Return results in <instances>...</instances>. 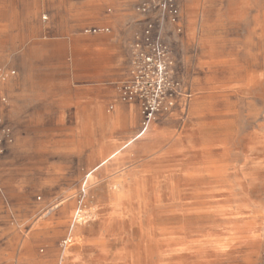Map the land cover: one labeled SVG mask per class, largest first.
<instances>
[{"label":"rangeland","instance_id":"374dc122","mask_svg":"<svg viewBox=\"0 0 264 264\" xmlns=\"http://www.w3.org/2000/svg\"><path fill=\"white\" fill-rule=\"evenodd\" d=\"M108 5L0 0V68L30 79L18 69L20 35L27 48L54 15L76 29ZM178 7L180 34L168 26L166 41L192 84L187 113L159 122V150L118 178L57 151L50 113L14 106L16 144L0 157V264H264V0Z\"/></svg>","mask_w":264,"mask_h":264},{"label":"crops","instance_id":"0c3cea01","mask_svg":"<svg viewBox=\"0 0 264 264\" xmlns=\"http://www.w3.org/2000/svg\"><path fill=\"white\" fill-rule=\"evenodd\" d=\"M106 1L111 5L104 8L101 19H83L76 29H71L74 20L67 15L66 27L61 29L57 28V22L64 15H54L49 23L51 29L42 32L39 40L24 49L21 45L27 41L23 35L19 36L18 69L33 73L30 79L23 73L16 82L15 70L0 68L15 73L0 85L6 99L5 103L0 102V120L10 127L14 139L0 157L7 156L16 144L12 121L15 105L22 117L50 113L57 119L52 130L58 135L55 139L57 151L62 150L64 144L67 155L81 157V164L87 172L94 170L93 175L109 174L117 175V178L121 171L159 150V140L166 130L159 122L185 116L186 102L193 88L175 65V74L182 81L187 95L179 97L169 113L158 116L140 135L139 105L122 103L117 89L120 83L130 78V45L134 34L142 28V17L135 11L137 0ZM186 1L189 5L196 4V0ZM47 15L42 20L47 21ZM101 29L108 31L90 32ZM173 56L175 64H183L174 52ZM42 71H50L45 73L51 80L42 78ZM145 134L147 139L144 142H136ZM129 140L133 142L127 145Z\"/></svg>","mask_w":264,"mask_h":264},{"label":"built area","instance_id":"2783aa9c","mask_svg":"<svg viewBox=\"0 0 264 264\" xmlns=\"http://www.w3.org/2000/svg\"><path fill=\"white\" fill-rule=\"evenodd\" d=\"M135 11L142 17V28L130 45V78L118 85L122 103H138L141 131L144 134L158 116L169 113L176 100L186 96L182 81L175 74L173 51L166 41L168 26L180 34L178 0H137ZM106 29L91 33L107 32ZM13 71L0 70V85ZM0 102L6 99L0 90ZM9 126L0 120V156L13 144Z\"/></svg>","mask_w":264,"mask_h":264}]
</instances>
